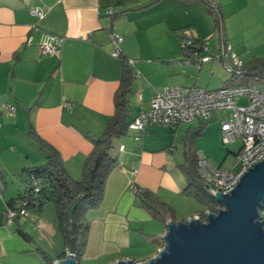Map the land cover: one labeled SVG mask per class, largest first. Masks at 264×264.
I'll use <instances>...</instances> for the list:
<instances>
[{"label":"crops","instance_id":"obj_1","mask_svg":"<svg viewBox=\"0 0 264 264\" xmlns=\"http://www.w3.org/2000/svg\"><path fill=\"white\" fill-rule=\"evenodd\" d=\"M215 1L223 16L224 2ZM203 6L198 0H0V264H50L49 258L58 259L66 249L59 231L62 240L52 250L35 239L37 234L50 235L44 207L25 209L22 220L21 214L17 219L7 218V201L23 190L17 195L8 190L6 153L13 159L15 155L21 169L30 167L25 164L33 151L44 163L42 148L29 135L33 129L59 151L69 174L79 178L93 147L92 138L102 133L115 110L121 65L119 57L111 55L115 48L111 34L120 37L118 46L132 69L126 106L130 122L149 108L151 97L165 86H187L182 83L188 81L189 68L194 70L195 64L187 62L194 59L181 49V39L188 34L186 30L202 39L197 22L189 15L207 10ZM36 8L41 17L33 13ZM109 9L114 16L107 13ZM47 35L62 38L59 53L39 52ZM65 101L71 103L70 109ZM3 105H12L14 110ZM223 112L215 111L206 123L195 120L175 128L158 124L128 128L113 139L111 155L117 162L107 176L101 202L85 213L89 229L78 264H112L119 259L142 262L157 254L166 222L179 218L175 210L174 217L166 220L156 217L143 205L140 191H152L173 207V197L180 196L187 185L186 177L176 170L182 171L190 154L199 152L206 158L217 154L218 145L221 148ZM198 126H204L203 130L191 143L188 138ZM17 132L32 142L25 152H21ZM206 135L211 136L209 141ZM210 142H215L217 150L208 147ZM196 215L202 214L193 212L187 217ZM51 227L56 233L52 222Z\"/></svg>","mask_w":264,"mask_h":264},{"label":"trees","instance_id":"obj_2","mask_svg":"<svg viewBox=\"0 0 264 264\" xmlns=\"http://www.w3.org/2000/svg\"><path fill=\"white\" fill-rule=\"evenodd\" d=\"M202 1L206 3L208 12L213 14L215 28H218L220 33H223L222 14L217 3L213 5L207 0ZM149 4L138 6L137 8L145 7ZM191 40L190 47L181 46L182 50L188 52V57H193L196 51L200 52V44L204 42V40L196 36H192ZM118 57L121 65V77L119 86L114 94L115 110L107 120L106 127L102 133L92 138L93 147L85 157L81 176L79 178L72 177L65 168L59 151L49 142L40 138L33 129H30L29 135L42 148L45 162L22 169L24 191L7 201L9 209L17 211L21 209L41 210L44 204L53 203L57 228L66 247L65 250L59 253L58 259L65 257L72 237L75 238L74 254L76 260L82 255L89 229L85 213L88 209L96 207L101 202L107 176L117 162L116 158L111 155L113 139L124 135L128 130L129 122L126 120V106L132 80V69L129 60L125 56L120 54ZM256 78L264 79V59H258L252 64L243 63L241 75L235 78L232 77L230 82L235 79L244 84L253 82ZM203 127L198 126L192 132V135L188 138L191 143H193L196 136L201 134ZM197 159L193 154H190L187 161L181 165L187 180V185L183 192L194 196L209 211L216 212L220 205L203 187V182L197 172ZM140 197L143 205L152 211L156 217L163 220H166L168 216L174 217V209L169 204L161 201L152 191L141 190ZM19 215L18 213L15 219ZM200 218L205 219L202 215ZM18 229L22 235H26L20 228ZM54 260L48 259L50 264Z\"/></svg>","mask_w":264,"mask_h":264},{"label":"built area","instance_id":"obj_3","mask_svg":"<svg viewBox=\"0 0 264 264\" xmlns=\"http://www.w3.org/2000/svg\"><path fill=\"white\" fill-rule=\"evenodd\" d=\"M207 1L216 5L215 0ZM33 13L38 17L42 16V12L37 8ZM107 13L111 14L112 10L109 9ZM220 35L223 54L219 59L222 60L231 77L240 76L243 62L235 53L228 52L230 48L223 39L222 33ZM111 37L115 43L111 55L118 57L121 54L118 46L121 39L114 33ZM191 37L192 35L185 34L181 39V46L190 47ZM61 42V37L47 35L39 44V52L41 54L59 53ZM200 45L201 51L193 54L195 62L191 59L187 61L193 62L198 68L203 61L212 58V55L207 53L205 42ZM241 98L245 101L240 104ZM65 106L70 109L71 103L65 101ZM3 107L8 111L14 110L12 105H3ZM217 110L231 111V117L221 123L222 142L226 145L237 138L240 140V146L235 153L237 168L236 170H219L212 167L205 157L200 156L197 159V172L209 195L213 196L215 191L226 194L237 185L239 178L248 171V168L253 167L252 164L264 159V79L256 78L253 82L244 84H225L212 90L197 85H167L151 97L149 108L130 121L128 128L143 129L148 124L175 128L179 124H187L195 120L206 123ZM24 212L25 209L20 211L8 209L7 218L13 219L18 213ZM259 216L260 220L264 221V203L259 208Z\"/></svg>","mask_w":264,"mask_h":264},{"label":"rangeland","instance_id":"obj_4","mask_svg":"<svg viewBox=\"0 0 264 264\" xmlns=\"http://www.w3.org/2000/svg\"><path fill=\"white\" fill-rule=\"evenodd\" d=\"M203 3V7H206V3L202 0H198ZM224 5L222 7V31L224 39H226L227 45L230 48L228 52L235 53L243 63L252 64L254 61L264 59V1L263 0H222ZM189 19L195 20L199 31H201L202 40H204L207 46V53L211 54L212 58L210 60L203 61L198 68L195 64V69L189 68V73L187 75L188 81L182 83L187 86L197 85L202 86L207 90L216 89L222 87L223 85H234L241 84L233 79L232 82L229 80L232 78L230 74L226 71L223 62L219 59L222 56L221 51V42L220 31L218 28H215V23L213 20V14L207 12L206 9L195 10L194 14L189 15ZM193 31H195L193 27ZM190 35V32L186 30ZM197 34V32H194ZM144 35V34H142ZM191 67V66H187ZM229 81V82H228ZM176 86V85H175ZM245 99L241 98L239 103H244ZM225 111L220 113L222 120L229 119L231 117L230 110H221ZM19 140V147L22 148L21 152H25L29 146V143H32L28 136L23 132H17L15 135ZM207 141L210 140L211 136L206 135L204 137ZM20 141L22 143H20ZM215 142H210L208 147L211 150H217V145ZM227 147L221 143V148L218 145V152L216 155L206 157L208 162L212 167L218 168L219 170H236L237 168V158L235 153L240 146V140L237 138L234 141L227 143ZM38 151L39 149L36 148ZM229 150V152L227 151ZM25 150V151H24ZM200 150V149H198ZM35 153V154H33ZM112 153V150H111ZM11 155V154H10ZM6 153L5 159L9 167L7 184L8 190L12 191L14 195L18 194V191H24V183L22 181V163L15 160V155H12L14 159ZM30 158L26 166H35L41 164L39 161V154L37 151L29 153ZM195 156H202L198 152ZM175 171V170H173ZM176 172L185 176L184 172L181 170H176ZM7 175V174H6ZM22 191V192H23ZM173 209L175 210L176 217L178 220L188 219L187 215L193 212H201L202 216L206 215V212L203 210V205L191 194L181 193L178 197H173ZM43 219L47 225V230L50 233L48 238L42 237L37 234L35 239L37 242L44 244L45 246L51 248L59 247V241L61 237L58 234L57 230V219L53 203H47L44 206ZM42 210V211H43ZM29 211V209H28ZM41 211V212H42ZM39 212V213H41ZM31 211L29 212L30 217L32 218ZM21 220L24 217L23 214L20 215ZM86 217V216H85ZM33 219V218H32ZM51 222L54 224V229L56 233L53 232V227H51ZM34 225V224H33ZM33 231V229L31 230ZM52 231V232H51ZM53 234V237L51 236ZM57 234V236H56ZM150 258L144 259L142 262L147 261ZM134 260V259H132Z\"/></svg>","mask_w":264,"mask_h":264},{"label":"water","instance_id":"obj_5","mask_svg":"<svg viewBox=\"0 0 264 264\" xmlns=\"http://www.w3.org/2000/svg\"><path fill=\"white\" fill-rule=\"evenodd\" d=\"M239 178L226 194L212 196L220 205L186 220H168L163 246L147 261L119 259L112 264H264V221L259 208L264 203V159ZM75 238L66 255L53 264H78Z\"/></svg>","mask_w":264,"mask_h":264},{"label":"clouds","instance_id":"obj_6","mask_svg":"<svg viewBox=\"0 0 264 264\" xmlns=\"http://www.w3.org/2000/svg\"><path fill=\"white\" fill-rule=\"evenodd\" d=\"M199 217V216H198Z\"/></svg>","mask_w":264,"mask_h":264}]
</instances>
